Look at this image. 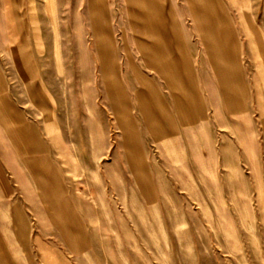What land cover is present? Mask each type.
<instances>
[{
    "label": "rangeland",
    "instance_id": "374dc122",
    "mask_svg": "<svg viewBox=\"0 0 264 264\" xmlns=\"http://www.w3.org/2000/svg\"><path fill=\"white\" fill-rule=\"evenodd\" d=\"M0 264H264V0H0Z\"/></svg>",
    "mask_w": 264,
    "mask_h": 264
},
{
    "label": "crops",
    "instance_id": "0c3cea01",
    "mask_svg": "<svg viewBox=\"0 0 264 264\" xmlns=\"http://www.w3.org/2000/svg\"><path fill=\"white\" fill-rule=\"evenodd\" d=\"M193 0H189V2H192ZM195 1V0H194Z\"/></svg>",
    "mask_w": 264,
    "mask_h": 264
}]
</instances>
